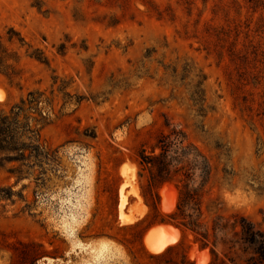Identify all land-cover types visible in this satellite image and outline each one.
<instances>
[{"label": "rangeland", "instance_id": "obj_1", "mask_svg": "<svg viewBox=\"0 0 264 264\" xmlns=\"http://www.w3.org/2000/svg\"><path fill=\"white\" fill-rule=\"evenodd\" d=\"M10 29L25 46L8 42ZM0 34L13 75L0 73V110L46 91L55 102L42 139L56 151L42 177L37 168L18 183L11 166L0 168V189L14 193L0 202V264H199L194 250L208 264H243L236 219L264 231V0H0ZM36 51L48 64L31 58ZM201 79L214 109L204 117L186 89ZM63 80L86 98L79 107L62 110ZM172 128L213 169L202 214L191 211L208 247L170 217L178 179L152 186L140 164L141 150ZM126 181L123 211L137 218L129 226L119 217ZM158 222L182 237L153 254L144 240Z\"/></svg>", "mask_w": 264, "mask_h": 264}, {"label": "trees", "instance_id": "obj_2", "mask_svg": "<svg viewBox=\"0 0 264 264\" xmlns=\"http://www.w3.org/2000/svg\"><path fill=\"white\" fill-rule=\"evenodd\" d=\"M7 40L10 43L18 40L22 46L26 45L25 39L14 29L8 31ZM65 50L64 44L60 48V53H64ZM8 57L4 37L0 34V73L13 80V75L9 73L11 67L6 63ZM31 58L48 64V58L41 51L34 52ZM169 76L177 83V69H173ZM204 82L205 79H201L196 86L187 85L186 88L191 93L190 101L203 117L207 110L211 109L206 106ZM54 84L56 85L57 81ZM69 86L70 82L63 80L57 90L62 95L64 103L62 110L71 105L79 107L86 100L85 97L69 93ZM54 102L46 91L35 90L13 105L8 112L0 110V168L6 169L11 166L9 173L18 183L30 179L37 168L40 169L39 177L47 175L48 169L45 166H50L56 161V151L47 147L42 139V130L53 122ZM167 128L169 129L170 125H167ZM139 159L140 164L151 171L150 185H164L174 178L178 179L180 203L177 212L170 217L181 221L182 227L195 234L203 246H210L209 233L202 231V223L195 219L194 213L191 212L197 211L202 214V193L209 184L213 172L204 154L189 142L185 132L172 128L168 133L161 134L151 152L142 149ZM155 195L159 200L157 192ZM13 196L12 189H0V202L12 200ZM234 229L235 234L241 237V250L247 254L243 264H264V231L245 217L236 219ZM213 230L215 232L218 230L216 224ZM216 248L217 242L213 243L212 248L214 261L217 258ZM184 258L188 260L187 256ZM231 262L237 264L234 260Z\"/></svg>", "mask_w": 264, "mask_h": 264}, {"label": "bare ground", "instance_id": "obj_3", "mask_svg": "<svg viewBox=\"0 0 264 264\" xmlns=\"http://www.w3.org/2000/svg\"><path fill=\"white\" fill-rule=\"evenodd\" d=\"M1 96V93H0ZM124 170V169H123ZM125 172L123 171V175ZM126 177V176H125ZM126 183L122 186L120 190V205H119V217L121 220V223L124 226L133 225L137 222V218L135 216H131L129 214L124 213V208L128 204V197L131 192H125V187L127 185ZM138 191L135 192V194L138 196ZM176 197V196H175ZM138 198H140L138 196ZM176 206V199L174 198L173 202L170 203V201L167 200V203L164 205V210L167 213H171L174 211ZM181 239V233L179 230L172 228V227H165L163 230H155L151 232L146 238H145V245L147 249L153 253V254H161L169 247L176 245ZM193 257L198 258L199 264H208V259L210 260V257L206 260H203L200 257V253L197 250L193 251Z\"/></svg>", "mask_w": 264, "mask_h": 264}, {"label": "crops", "instance_id": "obj_4", "mask_svg": "<svg viewBox=\"0 0 264 264\" xmlns=\"http://www.w3.org/2000/svg\"><path fill=\"white\" fill-rule=\"evenodd\" d=\"M165 227H172L171 226V223H168V222H158V223H155V224H152L146 231V236L145 238L153 231L155 230H163ZM174 228V227H172ZM176 229V228H175ZM178 230V229H177ZM180 231V230H179ZM181 237H182V234H181Z\"/></svg>", "mask_w": 264, "mask_h": 264}]
</instances>
